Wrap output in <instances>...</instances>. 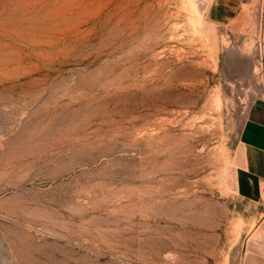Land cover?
<instances>
[{"label": "rangeland", "instance_id": "1", "mask_svg": "<svg viewBox=\"0 0 264 264\" xmlns=\"http://www.w3.org/2000/svg\"><path fill=\"white\" fill-rule=\"evenodd\" d=\"M206 2L0 0V264H229L258 86Z\"/></svg>", "mask_w": 264, "mask_h": 264}, {"label": "crops", "instance_id": "2", "mask_svg": "<svg viewBox=\"0 0 264 264\" xmlns=\"http://www.w3.org/2000/svg\"><path fill=\"white\" fill-rule=\"evenodd\" d=\"M205 4L211 24L227 32L229 62L236 75L242 84L258 86L238 128L234 185L227 192L241 207L222 209L241 215L227 217L228 229H235L236 236L226 260L264 264V0H208Z\"/></svg>", "mask_w": 264, "mask_h": 264}]
</instances>
